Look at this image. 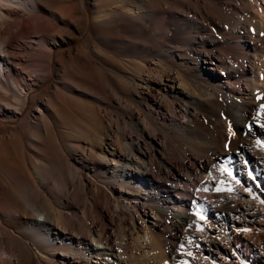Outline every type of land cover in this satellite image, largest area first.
Instances as JSON below:
<instances>
[{"label": "bare ground", "instance_id": "obj_1", "mask_svg": "<svg viewBox=\"0 0 264 264\" xmlns=\"http://www.w3.org/2000/svg\"><path fill=\"white\" fill-rule=\"evenodd\" d=\"M41 1L0 0V21L13 8L32 11ZM78 6L94 16L92 31L106 44L104 71L97 73L112 86L116 105L108 104L118 109L120 126L98 122L94 133L84 122L65 127L68 141L85 140L65 147L79 151L75 160L90 166L93 178L68 162L36 163L41 146L67 157L54 123L72 104L89 109L71 91L94 93L76 79L61 81L56 93H34L39 74L17 68L22 58L7 42L14 36L0 28V119H22L32 128L0 134V170L18 176L15 203L0 201V264H234L231 258L264 264L263 242L252 232L264 219V0H78ZM62 35L41 39L48 51L40 55L44 80L53 48L73 43ZM26 138L34 153L28 175L21 166ZM176 138L183 140L179 148ZM86 192L93 199L80 209L75 195ZM207 212L215 223L203 226ZM107 216L117 222L114 242ZM235 229L254 236L245 246L249 258ZM185 238L190 258L180 261L175 249Z\"/></svg>", "mask_w": 264, "mask_h": 264}, {"label": "rangeland", "instance_id": "obj_2", "mask_svg": "<svg viewBox=\"0 0 264 264\" xmlns=\"http://www.w3.org/2000/svg\"><path fill=\"white\" fill-rule=\"evenodd\" d=\"M47 3H46V2ZM77 6H76V5ZM66 11H65V8ZM64 13H62V11ZM71 10L73 12H71ZM69 13L67 15V12ZM11 12L9 16L5 20L0 21V28L2 31L7 32L8 35H12L14 37H9L7 38V42H10L12 46V51L17 53L21 58H22V65H17V68L23 67L24 70L26 71L27 75L31 72L38 73L40 77L39 85L37 86V90L34 93L37 94H53L56 93L55 86L56 85H62L61 81L65 80H75L77 83L78 88L80 89H87L88 91H91L94 94H86V93H81L80 91H71L73 92L71 94L72 97H75L74 99L77 102H83L86 103L89 106V109H80L74 107V104L70 107H66L65 110L63 111V114H61L58 123H54L53 126V133L56 135V142L58 144V148H64L63 150L67 153V157H63L62 152H58L59 154L57 156H51V153L47 146H41L39 147L37 153H35L36 158H34L36 163H39V165L46 166L48 167L49 165H53L54 161L55 164L61 165L64 164L66 165L68 162V165L71 167H76L78 168L81 172L84 173V175H88L89 178H93L94 170L90 168V166H82L80 162L75 160L74 155H79L78 152H74L73 154H69L67 152V147H65V144H74L77 145L79 144H84L85 140L79 139L78 137H70L69 141L67 140L68 136L65 134V127L73 128L76 129L77 127H83L87 132H92L94 133V128L99 125L101 126H106L107 124H110V127L117 128L120 126L119 124V112L118 109L115 108L112 109L110 108L108 101H113L114 99H111V89L112 86L106 83V80H104L101 75L99 74L100 71L103 73L104 68L102 66V63L104 64V61L107 59L105 58V52L107 50L106 44L104 41H102L98 35H95L93 30V22H94V16L90 13L87 16V13L82 11L80 6H78V0H42L37 4L35 8L32 9V11L29 10H24V9H18V8H13L10 10ZM65 16V17H64ZM86 17H88L86 19ZM85 24V25H84ZM3 32V33H4ZM13 32V33H12ZM63 34V35H62ZM65 36V38L69 37L73 39V43L69 45H64L60 48H53L52 51V70L46 80L42 78V74H40L42 71L41 67V61L42 58L40 55H45L47 51L46 47L42 44L41 39L44 36H47L49 41H53L54 39H60V36ZM96 38V39H95ZM52 45V44H51ZM105 51V52H104ZM102 55V56H101ZM62 63V64H61ZM113 64L117 63V60L114 59L112 60ZM64 66V67H62ZM73 67V68H72ZM26 68V69H25ZM65 68V70L63 69ZM100 68V69H99ZM103 68V69H102ZM102 69V70H101ZM59 70V71H58ZM99 72V73H97ZM81 77H86L93 82L89 83L87 82L86 85L84 82H80ZM86 88H85V87ZM64 90V89H63ZM62 90V91H63ZM68 92V91H67ZM64 90V93H67ZM68 94V93H67ZM110 94V95H109ZM116 105V104H115ZM75 113L73 115L72 112ZM71 110V111H70ZM77 110V111H76ZM72 112V114H71ZM82 112V113H81ZM68 113V115H67ZM66 114V115H64ZM71 114V115H70ZM92 115V116H91ZM66 116V117H65ZM69 116V117H68ZM72 116V117H71ZM64 117V118H63ZM75 117V119H74ZM97 118L98 121L95 119ZM72 118V119H71ZM94 118V119H93ZM64 120V121H63ZM63 121V123H62ZM84 122V123H81ZM84 124V125H83ZM119 124V125H118ZM5 126V127H4ZM55 128V129H54ZM30 130L32 129L26 122H24L22 119L21 120H11V119H0V134L6 135L7 133V138L12 137L13 133H18V130ZM111 129V130H112ZM93 130V131H92ZM16 131V132H15ZM113 131V130H112ZM5 132V133H4ZM11 132V133H10ZM75 133L74 136H78L79 133L76 131H73ZM10 135V136H9ZM176 136V135H175ZM74 138V139H73ZM45 142L48 144H51V140L48 137H45ZM178 139L182 140L181 138H176V144L177 147L179 148V145H181L182 141H178ZM66 140V141H65ZM31 140L28 138L23 139L22 141V148L24 152L26 150L28 151L25 153H22L24 155L25 160H22V170L25 171L22 172L25 175H28L31 171V163H33V160L29 159V155L34 154L31 153L32 150L29 148V144H31ZM180 143V144H179ZM25 144V145H24ZM29 145V146H28ZM60 145V146H59ZM64 145V146H63ZM27 146V147H26ZM61 150V149H60ZM171 150H173L171 148ZM39 152L40 153V158L39 157ZM30 153V154H29ZM62 154V155H61ZM61 156V157H60ZM22 157V156H21ZM28 157V158H27ZM43 157L45 160H43ZM16 158V159H15ZM48 158V159H46ZM54 161H50L51 159ZM23 159V158H22ZM27 159V161H26ZM41 159V161L39 160ZM11 160L14 162V164H17V162H20V157H11ZM37 160V161H36ZM40 162H39V161ZM49 160V161H48ZM68 160V161H67ZM30 161V163H29ZM32 161V162H31ZM44 161H46L44 163ZM62 161V162H61ZM177 161V160H175ZM78 162V163H77ZM48 166H47V164ZM66 163V164H65ZM25 164L27 165L25 169ZM43 164V165H42ZM45 164V165H44ZM54 164V165H55ZM33 165V164H32ZM29 167V168H28ZM259 167H263V165H259ZM264 168V167H263ZM28 169V170H27ZM30 169V170H29ZM245 170V167H243ZM245 172V171H244ZM86 173V174H85ZM206 177L210 176L209 172H205ZM204 173V174H205ZM245 175V174H244ZM245 178V177H244ZM18 183V176L15 174H5L3 173L2 170H0V201H4V203H9L13 204L15 203V197H14V189L16 184ZM262 187V186H261ZM5 193V194H4ZM87 193V194H86ZM84 193L86 196L82 193L80 196L75 195V199H77V203L81 206L80 209H82L85 206V201L93 199L92 192H86ZM107 193V192H106ZM115 193H118V190H115ZM191 194H194V196L200 198V194L198 191L190 190ZM4 194V195H3ZM83 195V196H82ZM97 195H104L103 192L102 194L99 192ZM9 197L8 199L5 197ZM214 196V200H217L216 195ZM4 197V198H3ZM82 197L84 198L82 200ZM92 197V198H91ZM262 198L264 199V186L262 187ZM86 199V200H85ZM2 200V202H3ZM83 204H82V203ZM85 202V203H84ZM189 206L193 209L192 203L189 201ZM110 208V207H109ZM111 213L116 216V208L111 207L110 208ZM206 218L200 219L201 224L202 222L208 221V223H211V221L214 222V216L210 214V212H207ZM107 224L109 225L108 228L112 234V241L114 242L116 236H118V231H117V222L111 220L109 216H107L106 220ZM222 223H219L221 226ZM204 226V224H203ZM229 226V225H228ZM225 226L227 228L225 229H233L232 225L230 227ZM10 231L13 232V228L8 227ZM206 228V226H205ZM208 228V227H207ZM206 228V229H207ZM252 232L256 233V236L258 238H261L260 240L263 242V247H264V219H259L258 221L255 222L254 226H252ZM259 228V229H258ZM263 229V230H262ZM237 230V229H235ZM238 236L240 238V241L244 244L242 245L240 249H242V252L244 253L245 258H249V255H246L245 251V246L246 245H253L251 244L253 241L254 236H249L248 232H246V229L244 230H237ZM258 232V233H257ZM187 238V237H186ZM183 239L182 241L179 242L177 248L175 249V254L180 252L177 256L180 261H183L190 258L188 257V254H190L188 251V243L187 239ZM263 238V239H262ZM251 240V241H250ZM0 242H2L0 245H4L3 240L0 239ZM111 242V244H113ZM251 242V243H250ZM207 242L203 241V245L206 246ZM178 250V251H177ZM187 250V251H186ZM173 255V254H172ZM186 255V256H185ZM226 255V254H224ZM187 257V258H185ZM218 257V256H216ZM218 260L224 261L226 263H229V258H225V256L218 257ZM232 261H234V264H243L239 259L236 258H231ZM182 264V263H181Z\"/></svg>", "mask_w": 264, "mask_h": 264}, {"label": "snow or ice", "instance_id": "obj_3", "mask_svg": "<svg viewBox=\"0 0 264 264\" xmlns=\"http://www.w3.org/2000/svg\"><path fill=\"white\" fill-rule=\"evenodd\" d=\"M229 175H231V172L229 171ZM233 179H235V177H233ZM220 183H223V181H220ZM237 183H239V181H237ZM204 191H208L209 189L208 188H204L203 189ZM225 190H227V191H231V189H222V188H216L215 189V191H225ZM201 219H203V217H201Z\"/></svg>", "mask_w": 264, "mask_h": 264}]
</instances>
